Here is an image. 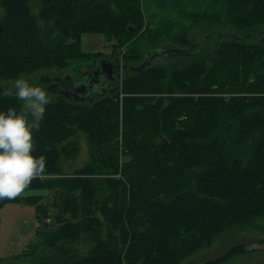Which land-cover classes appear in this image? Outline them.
Instances as JSON below:
<instances>
[{
  "label": "trees",
  "instance_id": "16d2710c",
  "mask_svg": "<svg viewBox=\"0 0 264 264\" xmlns=\"http://www.w3.org/2000/svg\"><path fill=\"white\" fill-rule=\"evenodd\" d=\"M28 1L0 0L5 10L0 16V79L40 66L62 68L70 59L95 61L100 52L80 49L83 32L100 31L108 40L115 38L112 46L119 49L143 25L140 0H44L41 11L50 7L47 16L59 35L48 40L39 35L41 43L34 42L36 18ZM158 3L176 11V15L167 20L166 27L143 32L151 49L164 50V58L143 72L127 74L120 87L108 84L91 100H53L54 107L47 108L52 112L39 122L38 129H33V155L43 154L46 173L57 175L43 186L33 179L27 189L49 188L64 200L67 197L66 201L70 198L60 208L62 215L53 217L62 229H52L47 223V239L59 241L62 253L69 254L64 247L67 242H88L80 235L89 228L93 235L101 231L97 238L103 242L111 234L105 228L106 218L122 208L129 215L135 214L122 227L123 234L113 239L119 246L112 253H103L95 244L82 256L70 253L67 264H176L197 247L209 245L212 235L264 218V33L254 44L234 35L221 39L215 47L193 52V48H178L182 61L171 66L164 61L176 52L163 44V38L171 32L181 36L180 31H173L185 24L179 17L191 24L205 20L229 25L246 35L255 32L264 24V0ZM103 4L105 12L99 9ZM69 38L73 41L65 44ZM165 99L169 100L167 104ZM8 107L20 111L15 97L0 96V109ZM120 127L122 143L118 141ZM74 128L88 132L92 161L67 177L58 167V150L43 143L48 139L60 141ZM121 144L132 161H126L120 177H116L117 148ZM104 174L110 176L102 177ZM7 202L0 200V209ZM37 212L34 210L40 221ZM35 240L26 244L22 254H29L27 249ZM180 245L186 249L176 251ZM246 247V242L234 244L210 264L244 253Z\"/></svg>",
  "mask_w": 264,
  "mask_h": 264
},
{
  "label": "rangeland",
  "instance_id": "374dc122",
  "mask_svg": "<svg viewBox=\"0 0 264 264\" xmlns=\"http://www.w3.org/2000/svg\"><path fill=\"white\" fill-rule=\"evenodd\" d=\"M28 2L30 5V11L36 18L35 24L37 27V36L35 37L34 42L38 41L41 43L40 39H38L39 35H41V39L45 37V40H48L50 37L53 38L56 34L59 35L57 29L53 27V20L47 16L50 7L45 10L44 13L41 11L44 0H29ZM158 2H161V0H140L139 7L143 19V25L137 34H135L136 36L133 37L131 41H127V43L121 48L114 49L112 44L116 43V39L111 38L108 40L100 31L83 32L79 42L80 49L83 52H100L99 57L95 61L92 58H89L88 60L70 59L68 60V65L62 68L57 66H40L30 72H21L16 77L7 79L2 78L0 79V85L4 89H11L12 83L16 78L24 77L31 82L39 83L41 86H47L50 94L55 98L58 94L51 91L50 86L52 84L57 83V81L59 82L60 79L66 80L68 77L74 81L79 80L85 71H91L98 66L99 60L102 56L108 61L119 62L120 64H123V62H133L130 64H135V62L140 60L143 52L145 53L147 50L151 49L148 36L143 31L146 29H151L152 31L160 30L166 27L165 23L168 19L171 20L176 15V11H169L167 7L159 6ZM126 6L133 11L131 6ZM94 7L93 5H90V8ZM110 7L115 9L113 4H110ZM99 9L101 12H105L106 6L103 4ZM4 12V6L2 7L0 5V16ZM179 20L180 23L185 24L182 25L183 27L179 25L174 28L173 31H180L181 36H179L177 32H173V34L176 33L177 35V37H175L170 31L171 34L163 38V44L174 49L171 51L172 53L176 52L172 57L171 54L170 56H167V59L164 61L167 63V66H171L173 62L182 61V55H180L181 50H177L178 48L183 49L184 47L186 50L193 48V52V50L195 51L197 48L212 46L216 43L217 33L221 30H230L233 35L241 37L246 43L252 44L257 43L263 36L261 33H264V24H262V26L255 32H250L246 35V32L244 31L238 32L237 30L228 27L229 25L225 26L221 23L198 20V23L191 24L188 20L183 21L182 17H179ZM225 38L227 37H221V39ZM72 41L73 40L69 38L66 40L65 44ZM135 44L136 47H133ZM161 59L154 58L152 62L159 63ZM93 63L96 64L90 69L89 65ZM127 73L129 74L131 72H126V74ZM112 76L113 77L109 79L108 83L113 84V87H120L122 80L126 77L124 72H121L118 76L115 74ZM110 93L107 94L109 95ZM10 95L15 97L12 94ZM123 96V93L119 96L120 120L124 117V106L121 101ZM16 99L20 104V111H24L25 103L18 98ZM168 101L169 100L165 99L164 104H167ZM54 105L55 103L49 104L47 108L54 107ZM51 112L52 110H47L44 114V119L47 114ZM31 118L39 120L38 116ZM121 125L122 123L120 122V126ZM121 127L120 135L118 136V141L120 143H122ZM89 141L90 138L88 137L87 131L84 129L82 130L81 128H74L69 134L63 136L60 141L52 142L48 139L47 142L43 144L46 147H52V149L54 148L58 150L60 155L58 167H61L60 169L63 170L62 172L64 175L71 177L72 174L70 173L73 170L76 169L77 171L92 161ZM117 154L118 171L114 174L116 177H120L122 165L128 160L132 161V157L123 149L122 144L117 148ZM56 175V173H46L34 180L36 182L40 181V184L43 186L48 183V178H55ZM101 176L109 177L110 175L104 174ZM17 198H24L29 201H35L36 203L29 204L23 200L14 201V199H12V201L7 199L9 202L0 209V264H67L71 261V258L66 257L69 256L70 253L75 252L78 256H82L90 246L93 247L95 244L99 246L103 253L110 254L119 246V244L115 245L113 239L123 234L122 227H126L127 219L129 217L134 219L135 216L134 213L129 215V213H126L122 208L115 214V216H108L106 218L105 228L111 231V234L105 236L103 242H99L97 238L101 231L98 234L93 235L91 234L90 228L88 230H82L80 238L88 239V242L82 240L67 242L64 244V247L69 254H64L58 249L59 241L54 243L50 238L47 239L48 235L46 236V233L48 228H50L47 223H53V226L51 227L52 229H62V224L58 226L53 217L62 215L59 213L60 208L63 207L65 202L67 204L70 198L68 197V200L66 201L67 197H65L64 200V197H61L59 193L49 190V188L46 189L42 187L26 189L23 193L17 196ZM82 200L83 197L79 201L81 202ZM34 210L35 212L38 210L37 213H39L41 218L40 221H37L36 219L35 225L32 224V217L35 215ZM46 213H48L47 216ZM97 213L99 214V212ZM119 221L121 222L120 227L118 224ZM36 225H38L37 232ZM34 237H36V240L32 242V245L27 249L29 254H22L26 244ZM239 242L247 243V250L244 253L236 254L220 263L212 264H264V218H258L249 224L243 223L235 225L212 235L211 243L209 245L201 246L199 248L197 247L193 252L186 255L183 259H180L176 264H210L211 260L218 258L228 248ZM183 248L186 249V247L180 245L176 248V251H182ZM165 261L168 262L167 260Z\"/></svg>",
  "mask_w": 264,
  "mask_h": 264
},
{
  "label": "clouds",
  "instance_id": "9594fccd",
  "mask_svg": "<svg viewBox=\"0 0 264 264\" xmlns=\"http://www.w3.org/2000/svg\"><path fill=\"white\" fill-rule=\"evenodd\" d=\"M101 81V80H100ZM88 88L89 80L74 84ZM104 82L94 83L88 93H98ZM14 95L25 103V110L15 107L0 109V200H12L23 193L32 180L46 174V157L33 155V129L39 128L46 108L53 102L47 86L31 82L24 77L16 78L11 89L0 90V96ZM39 117L34 120L31 117Z\"/></svg>",
  "mask_w": 264,
  "mask_h": 264
},
{
  "label": "water",
  "instance_id": "95a60500",
  "mask_svg": "<svg viewBox=\"0 0 264 264\" xmlns=\"http://www.w3.org/2000/svg\"><path fill=\"white\" fill-rule=\"evenodd\" d=\"M233 36L234 35L232 34V31L230 30L219 31L217 33V41L214 44V47L217 46L218 43H220L221 37L232 38ZM164 53H165L164 50L160 48H155V49L152 48L145 52V55L138 63L132 64V65L125 64L124 66L128 67L131 70V72L140 73V72H143L150 65L154 64L152 62L154 58L156 59L162 58L164 56ZM112 63H116V64L118 63L120 65L119 62H111V61L106 60L105 58H101L99 60L98 66L95 67L91 71H85V73L82 74L79 80L74 81L68 77L67 78L68 80L60 79L59 82L57 81V83L52 84L50 86L51 91L53 93L58 94V96L53 98V100H57L59 98H64V99H68L71 101H82L85 99L91 100L95 95L103 93L108 87L109 79L113 77L112 75L114 72L112 69ZM82 79L89 80L88 88H85L83 84H80L79 86H74L75 83H77L78 81ZM100 80L104 82V86L102 87V89L98 93L89 94L88 89L91 88V85L94 83H101ZM51 226H53V223H51Z\"/></svg>",
  "mask_w": 264,
  "mask_h": 264
},
{
  "label": "flooded vegetation",
  "instance_id": "af4514ba",
  "mask_svg": "<svg viewBox=\"0 0 264 264\" xmlns=\"http://www.w3.org/2000/svg\"><path fill=\"white\" fill-rule=\"evenodd\" d=\"M112 69H113V72H114L113 74H115L117 76L120 75L121 72H124L125 75H127L128 73L126 74V72L130 71V69L128 67H125L124 64H122V63L120 65L118 63L117 64L116 63H112Z\"/></svg>",
  "mask_w": 264,
  "mask_h": 264
},
{
  "label": "crops",
  "instance_id": "0c3cea01",
  "mask_svg": "<svg viewBox=\"0 0 264 264\" xmlns=\"http://www.w3.org/2000/svg\"><path fill=\"white\" fill-rule=\"evenodd\" d=\"M32 224H36V217H35V215H34V217H32Z\"/></svg>",
  "mask_w": 264,
  "mask_h": 264
},
{
  "label": "bare ground",
  "instance_id": "6f19581e",
  "mask_svg": "<svg viewBox=\"0 0 264 264\" xmlns=\"http://www.w3.org/2000/svg\"><path fill=\"white\" fill-rule=\"evenodd\" d=\"M161 59V58H160Z\"/></svg>",
  "mask_w": 264,
  "mask_h": 264
}]
</instances>
